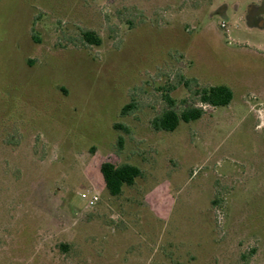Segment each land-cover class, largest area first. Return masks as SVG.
<instances>
[{
  "label": "rangeland",
  "instance_id": "obj_1",
  "mask_svg": "<svg viewBox=\"0 0 264 264\" xmlns=\"http://www.w3.org/2000/svg\"><path fill=\"white\" fill-rule=\"evenodd\" d=\"M261 2L0 0V264H264ZM179 76L233 98L156 132Z\"/></svg>",
  "mask_w": 264,
  "mask_h": 264
},
{
  "label": "trees",
  "instance_id": "obj_2",
  "mask_svg": "<svg viewBox=\"0 0 264 264\" xmlns=\"http://www.w3.org/2000/svg\"><path fill=\"white\" fill-rule=\"evenodd\" d=\"M81 37L83 42L88 45L98 46L100 43L98 37L90 31L82 32ZM179 80L180 85L188 91L191 97L195 98L199 106H189L177 111L175 109L176 102L169 95L170 90L162 88L160 91L165 109L150 122L151 128L156 132H173L179 123H189L201 118L204 114L202 106L211 108L227 106L233 98L232 90L225 85L199 86L195 79H186L181 76H179ZM132 109H134L133 105L128 104L123 107L122 114L124 115ZM99 172L104 189L112 197L120 196L124 187L133 186L135 180L142 177L141 169L130 164L115 165L103 162L99 166ZM61 246L66 248L65 245Z\"/></svg>",
  "mask_w": 264,
  "mask_h": 264
},
{
  "label": "built area",
  "instance_id": "obj_3",
  "mask_svg": "<svg viewBox=\"0 0 264 264\" xmlns=\"http://www.w3.org/2000/svg\"><path fill=\"white\" fill-rule=\"evenodd\" d=\"M221 28H225V24L222 22L220 23ZM99 193L96 191H93L90 196H87L86 194L82 193L80 195V198L85 201L86 205L88 207L93 206L98 201Z\"/></svg>",
  "mask_w": 264,
  "mask_h": 264
},
{
  "label": "flooded vegetation",
  "instance_id": "obj_4",
  "mask_svg": "<svg viewBox=\"0 0 264 264\" xmlns=\"http://www.w3.org/2000/svg\"><path fill=\"white\" fill-rule=\"evenodd\" d=\"M253 11L254 10H258V9H263L264 8V0H262L261 4L259 6H252ZM223 8H225V6H223ZM224 13V12H223ZM223 13H221L220 15H223ZM259 23H263L264 22V12L260 13V15L256 18V20ZM256 24V23H255ZM255 26V25H254Z\"/></svg>",
  "mask_w": 264,
  "mask_h": 264
},
{
  "label": "crops",
  "instance_id": "obj_5",
  "mask_svg": "<svg viewBox=\"0 0 264 264\" xmlns=\"http://www.w3.org/2000/svg\"><path fill=\"white\" fill-rule=\"evenodd\" d=\"M263 29V28H262Z\"/></svg>",
  "mask_w": 264,
  "mask_h": 264
}]
</instances>
